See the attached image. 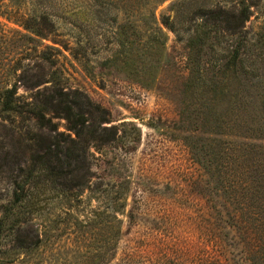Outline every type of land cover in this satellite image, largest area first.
<instances>
[{
  "label": "rangeland",
  "instance_id": "obj_1",
  "mask_svg": "<svg viewBox=\"0 0 264 264\" xmlns=\"http://www.w3.org/2000/svg\"><path fill=\"white\" fill-rule=\"evenodd\" d=\"M178 1L156 8L157 20L171 15L169 9ZM92 7L84 0L0 2V90L15 85L17 96L28 99L49 88L41 83L56 72L65 87L81 93L76 100L82 101L92 123L111 121L101 125L103 144L85 153L92 162L89 182L84 171L53 184L37 179L31 201L36 213L30 223L40 233L52 229L49 245L39 251V264H56L54 258L57 264H93L91 257L100 252L112 257L108 264H240L233 212L175 131L187 76L184 42L163 30L168 38L164 57L151 70L143 69L139 59L132 62L140 48H117L110 16L114 12H105L100 3ZM47 9L56 25L54 35L39 39L23 29L30 14ZM251 22L256 31L262 17ZM42 30L48 32L45 23ZM51 40L58 43L54 47L59 53L46 48L53 45ZM49 56L57 57L55 70L49 67ZM5 118H0V217L37 154L48 143L66 146L68 134L74 138L64 120L43 126L36 120ZM110 126L118 130L115 138ZM122 192L124 202L118 195ZM112 210L123 234L117 245L109 228L115 221ZM97 221L108 228L94 225ZM28 226H22V237ZM7 228L0 252L15 254L14 264H20L25 258L14 251Z\"/></svg>",
  "mask_w": 264,
  "mask_h": 264
},
{
  "label": "trees",
  "instance_id": "obj_2",
  "mask_svg": "<svg viewBox=\"0 0 264 264\" xmlns=\"http://www.w3.org/2000/svg\"><path fill=\"white\" fill-rule=\"evenodd\" d=\"M84 1L93 7L100 3L105 12H114V16H110L117 48L130 51L135 46L140 48L132 62L137 64L139 59L143 69L151 70L158 65L159 57H164L168 38L163 30L175 33L176 40L184 42L187 76L182 91L183 109L175 131L206 172L215 192L233 212L231 228L237 241L234 248L241 255L240 264H264L263 0H179L169 9L171 15H162L159 21L155 9L169 0ZM51 13L48 9L39 14L33 12L24 20L23 29L39 39H47L56 33ZM261 17L262 22L255 31L251 19ZM44 23L48 29L46 34L42 30ZM70 24L80 27L76 20H71ZM180 32L184 36H180ZM51 42L53 45L46 48L59 53L54 47L58 43ZM56 58H47L50 69H56ZM52 76L41 83H49V88L28 99L17 96L15 85L0 90L2 120L13 116L36 120L43 126L51 125L53 119L64 120L65 130L74 136L68 134L66 146L48 143L33 164L31 160V168L22 172L11 202L3 208L0 238L8 227L14 237V251L18 250L25 258L20 264H39L42 257L39 251L50 243L52 229L40 233L30 223L36 213L35 202L31 201L37 179L53 184L60 178L72 179L84 171V180L89 182L92 162L85 153L93 147L98 149L97 143L103 144L100 131L105 128L101 129V125L111 122L103 118L98 124L92 123L86 117L82 101L76 100L81 93L65 87L56 72ZM108 130L114 138L117 136L115 126ZM50 131L55 132L56 126L52 125ZM77 151L82 152L81 156ZM124 190L127 191V187ZM118 195L124 202L126 195L123 192ZM112 214L115 221L109 228L114 232V245H117L123 234L121 222L115 218L116 211L112 210ZM27 224L30 225L29 236L22 237L21 233L25 232L22 226ZM95 224L108 228L100 221ZM13 256L15 254L11 257L0 252V264H14ZM111 259L106 252H100L90 260L93 264H108ZM54 262L57 264L58 259L54 258Z\"/></svg>",
  "mask_w": 264,
  "mask_h": 264
}]
</instances>
